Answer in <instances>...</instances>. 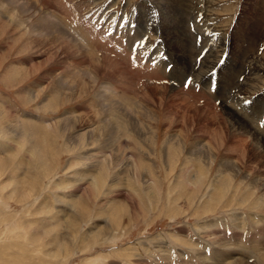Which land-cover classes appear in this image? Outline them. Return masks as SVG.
Segmentation results:
<instances>
[{
  "label": "clouds",
  "instance_id": "clouds-1",
  "mask_svg": "<svg viewBox=\"0 0 264 264\" xmlns=\"http://www.w3.org/2000/svg\"><path fill=\"white\" fill-rule=\"evenodd\" d=\"M110 4L0 0L9 59L45 57L0 61V264H264V119L166 84L117 43ZM242 4L225 0L229 36ZM262 43L264 27L232 76L253 95ZM97 180L81 212L73 192Z\"/></svg>",
  "mask_w": 264,
  "mask_h": 264
},
{
  "label": "rangeland",
  "instance_id": "rangeland-1",
  "mask_svg": "<svg viewBox=\"0 0 264 264\" xmlns=\"http://www.w3.org/2000/svg\"><path fill=\"white\" fill-rule=\"evenodd\" d=\"M259 2L243 0L230 36L222 23L225 0H111L109 7L115 10L108 19L113 35L119 36L117 43L125 46L138 62L142 61L145 66L170 68L176 73L177 81L164 77L166 84L172 87L186 85L198 94L204 92L217 99H220L222 90H226L227 102L221 99V104L229 112L233 108L244 112L250 109L254 120L260 121L264 119V95L250 93L251 83L246 75L242 74L237 83H232L233 73L239 68L240 60L264 27V3ZM259 51L264 55V43L260 45ZM11 52L13 49L9 45L0 44V61L7 59L10 63H22L25 66L31 63L35 71L38 62L45 59L36 57L34 61H29L28 58L17 57L11 60ZM28 71L27 68L22 69L25 76ZM232 115L242 127H251L247 120L236 116L235 112ZM95 184L83 185L74 190L73 195H76L81 212L87 211L88 190H94L99 181ZM96 223L102 224L101 221ZM212 255L213 264H232L230 259L235 254L216 249ZM108 264L122 262L109 261ZM157 264L188 262L171 254L160 256Z\"/></svg>",
  "mask_w": 264,
  "mask_h": 264
},
{
  "label": "bare ground",
  "instance_id": "bare-ground-1",
  "mask_svg": "<svg viewBox=\"0 0 264 264\" xmlns=\"http://www.w3.org/2000/svg\"><path fill=\"white\" fill-rule=\"evenodd\" d=\"M259 1H260V2L262 1L261 3H264V0H259ZM260 2H259V3H260ZM261 3H260V4H261ZM260 4H259V5H260ZM260 10H261V9H260ZM263 13H264V12H263ZM256 15H257V14H256ZM256 15H254V16L256 17ZM252 17H253V16H252ZM258 17H259V16H258ZM258 17H257V18H258ZM261 18H262V17H261ZM254 20H255V19H254ZM262 21H263V20H262ZM261 23H262V22H261ZM257 25H258V24H257ZM259 28H260V27H259ZM248 38H249V37H248ZM95 185H96V184H95ZM226 255H227V254H226ZM219 257H220V256H219ZM221 258H222V257H221ZM230 260H231V259H230ZM226 261H227V260H226ZM226 261H225V262H226Z\"/></svg>",
  "mask_w": 264,
  "mask_h": 264
}]
</instances>
